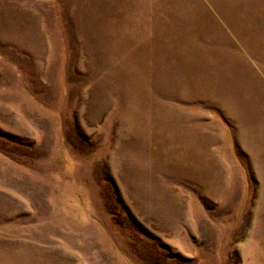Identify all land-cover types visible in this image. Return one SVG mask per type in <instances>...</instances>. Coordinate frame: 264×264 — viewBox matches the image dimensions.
<instances>
[{
    "label": "rangeland",
    "instance_id": "1",
    "mask_svg": "<svg viewBox=\"0 0 264 264\" xmlns=\"http://www.w3.org/2000/svg\"><path fill=\"white\" fill-rule=\"evenodd\" d=\"M0 264H264V0H0Z\"/></svg>",
    "mask_w": 264,
    "mask_h": 264
}]
</instances>
